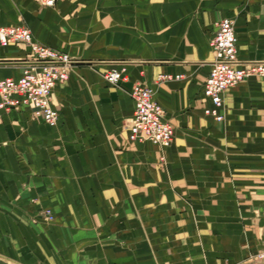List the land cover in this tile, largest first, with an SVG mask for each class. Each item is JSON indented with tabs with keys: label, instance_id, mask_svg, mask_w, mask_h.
<instances>
[{
	"label": "crops",
	"instance_id": "crops-1",
	"mask_svg": "<svg viewBox=\"0 0 264 264\" xmlns=\"http://www.w3.org/2000/svg\"><path fill=\"white\" fill-rule=\"evenodd\" d=\"M222 19L240 65L264 62V0H0V26L24 25L78 63L52 92L56 126L0 110V264H252L264 80L228 89L222 122L204 114ZM29 56L0 46V81L18 80ZM114 70L123 79L111 85ZM135 85L173 127L169 147L129 139Z\"/></svg>",
	"mask_w": 264,
	"mask_h": 264
},
{
	"label": "built area",
	"instance_id": "built-area-1",
	"mask_svg": "<svg viewBox=\"0 0 264 264\" xmlns=\"http://www.w3.org/2000/svg\"><path fill=\"white\" fill-rule=\"evenodd\" d=\"M44 7H54L60 0H36ZM23 44L30 50L29 59L24 62L22 76L0 81V110H20L28 108L35 119L56 126L59 114L51 104L54 88L68 80L70 71L78 64L69 55L46 47L36 41L30 30L24 26H0V46ZM213 52L210 72L204 82L203 96L210 103L204 109L206 116L216 122L223 121L220 109L223 94L240 82L259 77L264 80V62L248 63L241 66L237 59L234 23L222 19L210 40ZM122 71H110L103 75L105 81L116 85L122 79ZM130 97L134 102V113L129 122L131 141L149 142L160 148L173 143V127L164 120V111L153 100L152 91L144 86L135 85ZM252 264H264V237L257 251L249 257Z\"/></svg>",
	"mask_w": 264,
	"mask_h": 264
},
{
	"label": "rangeland",
	"instance_id": "rangeland-1",
	"mask_svg": "<svg viewBox=\"0 0 264 264\" xmlns=\"http://www.w3.org/2000/svg\"><path fill=\"white\" fill-rule=\"evenodd\" d=\"M122 79H123V77H122ZM46 214H49V212H46ZM49 216V215H48Z\"/></svg>",
	"mask_w": 264,
	"mask_h": 264
}]
</instances>
